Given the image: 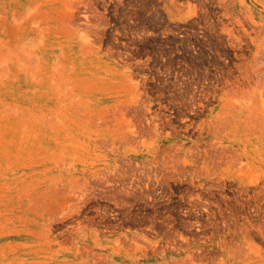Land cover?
Listing matches in <instances>:
<instances>
[{
    "label": "rangeland",
    "instance_id": "1",
    "mask_svg": "<svg viewBox=\"0 0 264 264\" xmlns=\"http://www.w3.org/2000/svg\"><path fill=\"white\" fill-rule=\"evenodd\" d=\"M0 264H264V0H0Z\"/></svg>",
    "mask_w": 264,
    "mask_h": 264
},
{
    "label": "bare ground",
    "instance_id": "2",
    "mask_svg": "<svg viewBox=\"0 0 264 264\" xmlns=\"http://www.w3.org/2000/svg\"><path fill=\"white\" fill-rule=\"evenodd\" d=\"M4 45V44H3ZM9 51V50H8ZM13 52V51H12ZM11 53V52H10ZM16 55V54H15ZM8 58V57H7ZM6 59V58H5ZM9 59V58H8ZM60 72V71H59ZM60 75V74H59ZM68 79V78H67ZM57 83V82H56ZM65 90V89H64Z\"/></svg>",
    "mask_w": 264,
    "mask_h": 264
}]
</instances>
